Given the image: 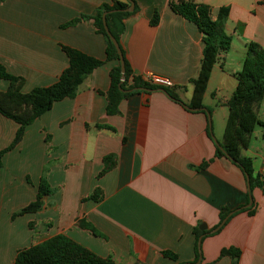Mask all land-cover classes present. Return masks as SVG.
I'll return each instance as SVG.
<instances>
[{"label": "crops", "instance_id": "crops-1", "mask_svg": "<svg viewBox=\"0 0 264 264\" xmlns=\"http://www.w3.org/2000/svg\"><path fill=\"white\" fill-rule=\"evenodd\" d=\"M113 1L125 0H0V66L23 80V93L56 82L68 66L62 47L104 62L73 98L54 103L2 157L0 264H13L18 251L57 235L115 264H196L197 229L203 232L198 264H264V189L254 187L251 205L243 208L249 194L245 175L230 160L215 157L213 141L222 143L223 134L216 139L213 131L216 123L221 132L227 118L225 104L246 45L264 48V0H194L209 6L213 17L228 8L224 31L230 47L218 56L203 95L209 121L206 111L189 107L202 34L170 9V0H136L119 38L131 76L169 78L170 93L157 87L132 92L116 114L106 113L109 73L117 62L105 60V38L90 18L103 2ZM154 14L158 22L152 26ZM7 87L0 79V91ZM263 104L264 98L257 117ZM17 127L0 115V150ZM241 155L251 160L253 175L264 179V145L249 143ZM43 171L56 191L42 199L40 211L12 218L35 200ZM95 189L99 199L89 200ZM220 212L233 213L213 232ZM227 248L238 250L239 258L220 257Z\"/></svg>", "mask_w": 264, "mask_h": 264}, {"label": "trees", "instance_id": "trees-1", "mask_svg": "<svg viewBox=\"0 0 264 264\" xmlns=\"http://www.w3.org/2000/svg\"><path fill=\"white\" fill-rule=\"evenodd\" d=\"M129 1L134 5L131 13L123 11L129 7ZM169 6L175 14L195 24L198 31L202 34L204 45L202 58L198 75L191 82L193 93L189 107L193 110L203 111L205 110L203 107V95L213 66L217 62L218 56L226 52L230 47L231 38L224 31L228 8H219L216 16L213 17L209 6L196 3L194 0H170ZM136 10V0L113 1L111 4L103 2L90 18L96 31L105 38V60L117 62V65L109 73L110 85L106 93V113L109 115L116 114L119 102L132 92H138V88H156L142 82L140 78L131 76L129 64L121 48L125 67V80L121 85V89L127 92H122L118 88L120 80L119 58L103 28L102 15L107 13L105 16L107 30L119 44V38L124 31V20ZM78 21L79 19L72 20L62 25V28L69 27ZM157 22L158 17L154 14L150 24L155 26ZM62 49L68 58V66L61 72L56 82L48 87L33 88L28 93L22 92L23 80L21 78L8 74L0 66V79L8 82L7 89L0 91V115L13 121L18 126L12 142L9 146L0 150V169L2 157L22 140L26 128L49 111L54 103L66 98H73L84 79L104 63L102 60L94 59L77 50L67 47H62ZM236 82L235 90L225 104L228 109V115L224 126L222 143L219 146L215 145V157L226 158L238 166L242 173L249 178L250 191L254 187L264 189V179H261L259 175H253L251 160L241 155V152L248 148L256 126L260 128L261 139L264 143V121L259 120L257 117V108L264 98V48L258 43L249 42L246 45L245 56L241 69L236 75ZM163 90L169 92L168 89ZM171 96L173 95L171 94ZM207 111L210 112L208 109ZM208 133L211 136L210 128ZM109 159L110 157L105 158L104 161L106 162ZM205 165L203 164L201 168ZM109 168L110 165H105L101 175ZM55 191V188H51L47 184L45 171H43L35 200L13 213L12 218L40 211L43 206L42 199ZM250 191L247 195V203ZM99 195L100 192L95 189L88 199L96 201L99 199ZM250 209L248 208L247 210L252 214L253 212ZM227 215L228 212H220L219 224ZM77 223L81 227L88 228L81 221ZM90 231L94 233L92 229ZM202 234L203 232L198 229L195 231L194 261H197L200 257L197 241ZM163 255L171 260L176 259L175 255L168 252H164ZM224 256H229L235 260L239 258L240 252L234 248H227L220 251V257ZM13 264L115 263L110 258H101L95 255L66 236L57 235L18 251Z\"/></svg>", "mask_w": 264, "mask_h": 264}, {"label": "water", "instance_id": "water-1", "mask_svg": "<svg viewBox=\"0 0 264 264\" xmlns=\"http://www.w3.org/2000/svg\"><path fill=\"white\" fill-rule=\"evenodd\" d=\"M133 8H134L133 3H132L131 1H129V7H128L127 9L123 10V11H124V12H127V13H131V12L133 11ZM106 14H107V13H103V15H102L103 28H104V30H105V32H106V34H107L109 40L111 41V43L113 44V46H114V48H115V50H116V52H117V55H118V58H119V64H120V80H119L118 88H119L120 91H122V92H127L126 90L121 89V85H122V83H123L124 80H125V76H124V73H125V67H124L123 55H122V53H121V49H120V47H119V44H118L117 41H116V40H115V39L109 34V32H108V30H107L106 21H105V16H106ZM137 90H138V91H150L149 89H144V88H138ZM162 91H163L165 94H167L166 91H164V90H162ZM204 111H206V110H204ZM206 115H207V118H208V121H209V114H208V112H206ZM209 128H210V123H209ZM211 138L213 139L212 136H211ZM213 141H214V144H215L216 146H219V144H218L214 139H213ZM245 179H246V183H247V190H248V192H249V191H250V188H249V178H248L247 175H245ZM248 200H249L248 204L245 205L243 208H247V207H249V206L251 205L252 200H251V197H250V196H249ZM232 213H233V212H230V213L226 216V218H225V219H224V220H223V221L217 226V228L213 230V232L217 231V230H218V229H219V228L225 223L226 219H227ZM199 229H200V230H205V227H204V226H199ZM201 239H202V236H200V237L198 238V241H197V246H198V248H199V245H200ZM200 259H201V258L199 257L198 260H197V262H196V264L199 263Z\"/></svg>", "mask_w": 264, "mask_h": 264}, {"label": "rangeland", "instance_id": "rangeland-1", "mask_svg": "<svg viewBox=\"0 0 264 264\" xmlns=\"http://www.w3.org/2000/svg\"><path fill=\"white\" fill-rule=\"evenodd\" d=\"M227 119V118H226ZM226 119L224 120V122L221 124V132H219V127L217 126V124L215 123V129L213 131V135L214 137L217 139V138H221L222 137V134H223V131H224V126H225V122H226ZM258 119H261L262 121H264V104L262 105L261 109H260V112H259V115H258ZM214 128V127H213ZM249 143H251V146H255V145H264L262 139H261V131H260V128L258 126L255 127L254 131H253V134L250 138V141Z\"/></svg>", "mask_w": 264, "mask_h": 264}, {"label": "built area", "instance_id": "built-area-1", "mask_svg": "<svg viewBox=\"0 0 264 264\" xmlns=\"http://www.w3.org/2000/svg\"><path fill=\"white\" fill-rule=\"evenodd\" d=\"M141 81L146 83L147 85L162 89H170L173 87V82L169 78L152 73L143 75L141 77Z\"/></svg>", "mask_w": 264, "mask_h": 264}]
</instances>
